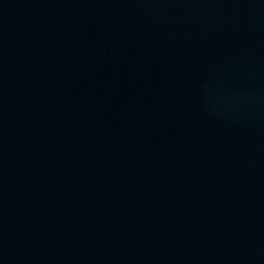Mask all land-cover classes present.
I'll return each mask as SVG.
<instances>
[{"label":"water","instance_id":"95a60500","mask_svg":"<svg viewBox=\"0 0 264 264\" xmlns=\"http://www.w3.org/2000/svg\"><path fill=\"white\" fill-rule=\"evenodd\" d=\"M0 264H264V0H0Z\"/></svg>","mask_w":264,"mask_h":264}]
</instances>
